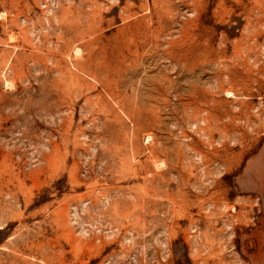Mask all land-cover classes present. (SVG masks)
Listing matches in <instances>:
<instances>
[{
  "label": "rangeland",
  "instance_id": "rangeland-1",
  "mask_svg": "<svg viewBox=\"0 0 264 264\" xmlns=\"http://www.w3.org/2000/svg\"><path fill=\"white\" fill-rule=\"evenodd\" d=\"M0 264H264V0H0Z\"/></svg>",
  "mask_w": 264,
  "mask_h": 264
}]
</instances>
